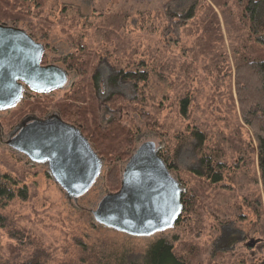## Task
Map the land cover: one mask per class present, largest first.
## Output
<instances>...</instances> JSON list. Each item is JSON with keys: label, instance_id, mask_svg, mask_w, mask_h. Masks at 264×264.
<instances>
[{"label": "rangeland", "instance_id": "rangeland-1", "mask_svg": "<svg viewBox=\"0 0 264 264\" xmlns=\"http://www.w3.org/2000/svg\"><path fill=\"white\" fill-rule=\"evenodd\" d=\"M252 1L0 0V24L26 30L45 46L43 65L69 73L64 88L37 93L25 87L16 106L0 110V175L29 190L27 200L0 199V264L36 258L39 264H97L112 255L133 260L160 239L188 264H264V190L255 154V176L245 164L242 174L236 167L239 151L256 144L237 86L246 68L240 64L264 58V0L254 21L246 10ZM192 7L195 16L179 20ZM120 71L144 72L147 81L127 82ZM183 97L190 98L185 116ZM54 114L87 132L103 157L100 176L78 199L67 196L48 164L7 144L28 116ZM196 132L204 135L201 147L192 145ZM146 141L169 150L171 173L182 194L192 195V209L183 201L174 227L130 236L100 225L92 211L121 188L129 158ZM217 147L234 169L214 184L197 171H203L200 158Z\"/></svg>", "mask_w": 264, "mask_h": 264}, {"label": "water", "instance_id": "water-1", "mask_svg": "<svg viewBox=\"0 0 264 264\" xmlns=\"http://www.w3.org/2000/svg\"><path fill=\"white\" fill-rule=\"evenodd\" d=\"M45 46L26 30L0 24V110L16 106L25 87L37 93L64 88L69 73L43 65ZM31 161L48 164L70 199L86 194L100 176L103 159L80 128L54 114L28 117L7 141ZM183 187L154 141L140 144L129 158L121 188L93 210L97 223L130 236L148 237L174 227L184 210Z\"/></svg>", "mask_w": 264, "mask_h": 264}, {"label": "trees", "instance_id": "trees-1", "mask_svg": "<svg viewBox=\"0 0 264 264\" xmlns=\"http://www.w3.org/2000/svg\"><path fill=\"white\" fill-rule=\"evenodd\" d=\"M263 1L256 0L250 2L247 7V11L250 13V20L254 21L256 15H258L260 5ZM175 15V14H173ZM178 16V15H175ZM195 16V8L192 7L188 14L179 16V20L188 21ZM182 18V19H181ZM263 39H259L258 41H262ZM264 43V40H263ZM241 67H246L243 71L239 72L237 77V86L241 98V106H242V119L247 127H250L253 131V136H255V145L250 149H244L239 151L240 159L238 161L239 172L242 174V166L245 164L248 170L255 176V170L253 169V155L256 156L257 166L259 168L260 179L262 180V186L264 190V58L258 60H249L247 63H241ZM118 77H122V79L128 81L135 82H146L148 74L139 73V72H118ZM256 75V81L258 84L252 82L251 75ZM112 78V79H111ZM110 78V82L114 84V77ZM117 80V78H116ZM108 82L109 85L112 83ZM250 82L252 86L250 87ZM78 95V93H77ZM77 97V96H76ZM182 106V115L185 116L189 112L190 106V98L183 97L181 99ZM81 128V127H80ZM82 130V129H81ZM82 132L85 133L83 130ZM87 133V132H86ZM85 135H88L86 134ZM197 143H192V145H199L201 147L202 141L204 140V135L200 132H196L195 134ZM92 138V137H91ZM127 147L131 148L134 146L135 142L128 137L125 140ZM123 144L120 145V147ZM164 151L163 149H159V154L164 159L168 167L171 168L174 165L172 161L170 152ZM99 154V153H98ZM215 154V155H214ZM100 156V155H99ZM221 153L219 148L213 151L212 155H203L199 160V165L203 168L202 172L197 173L207 174L214 184H218L223 181L222 172L229 169L231 165L227 162L222 161ZM101 157V156H100ZM103 159V157H101ZM201 168V169H202ZM234 169L233 166L230 167ZM205 171V173H204ZM232 177V176H231ZM8 176L2 177L0 175V199H8L12 200L16 197L21 198L23 200H27L29 197V190L27 187H18L16 188L17 183H14L11 187V181L7 180ZM232 179H237V177H232ZM15 187V188H14ZM192 195H183V201L187 202V206H185V210L192 209L191 201ZM255 204L257 206L256 211L259 212L258 206L261 205V202L256 198ZM263 215V214H261ZM1 219V218H0ZM261 227H264V222H262ZM134 257V256H132ZM27 264H39V259L36 258L32 262ZM97 264H188V262L184 259V257L179 256L174 251V246L165 239H160L150 245L147 250L141 255V257H135V259L131 260V256L122 255V256H110L104 257V260H101Z\"/></svg>", "mask_w": 264, "mask_h": 264}, {"label": "flooded vegetation", "instance_id": "flooded-vegetation-1", "mask_svg": "<svg viewBox=\"0 0 264 264\" xmlns=\"http://www.w3.org/2000/svg\"><path fill=\"white\" fill-rule=\"evenodd\" d=\"M28 117H35V116H28ZM28 117H27V118H28ZM17 127H18V126H17ZM16 129H17V128H15V130H16ZM15 130H14V131H15ZM14 133H15V132H14ZM14 133H13V134H14ZM13 134H12V135H13ZM12 135H11V136H12Z\"/></svg>", "mask_w": 264, "mask_h": 264}]
</instances>
